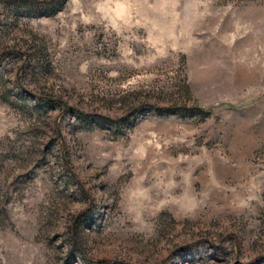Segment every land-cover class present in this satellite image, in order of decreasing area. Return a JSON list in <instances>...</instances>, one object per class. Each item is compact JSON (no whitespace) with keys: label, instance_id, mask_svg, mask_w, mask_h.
<instances>
[{"label":"rangeland","instance_id":"rangeland-1","mask_svg":"<svg viewBox=\"0 0 264 264\" xmlns=\"http://www.w3.org/2000/svg\"><path fill=\"white\" fill-rule=\"evenodd\" d=\"M0 264H264V0H0Z\"/></svg>","mask_w":264,"mask_h":264},{"label":"trees","instance_id":"trees-1","mask_svg":"<svg viewBox=\"0 0 264 264\" xmlns=\"http://www.w3.org/2000/svg\"><path fill=\"white\" fill-rule=\"evenodd\" d=\"M81 115L83 114L82 112H79ZM99 117H101V116H99ZM106 120H108V121H112V120H110V119H108V118H105Z\"/></svg>","mask_w":264,"mask_h":264}]
</instances>
